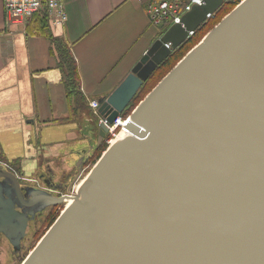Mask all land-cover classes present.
<instances>
[{
	"label": "water",
	"instance_id": "95a60500",
	"mask_svg": "<svg viewBox=\"0 0 264 264\" xmlns=\"http://www.w3.org/2000/svg\"><path fill=\"white\" fill-rule=\"evenodd\" d=\"M229 1L193 5L133 67L131 93L102 99L100 113L117 118ZM86 162L69 184L40 174L45 189L0 165V234L14 253L39 213L68 200L20 264H264V0H240L136 105L76 192H57Z\"/></svg>",
	"mask_w": 264,
	"mask_h": 264
},
{
	"label": "crops",
	"instance_id": "0c3cea01",
	"mask_svg": "<svg viewBox=\"0 0 264 264\" xmlns=\"http://www.w3.org/2000/svg\"><path fill=\"white\" fill-rule=\"evenodd\" d=\"M154 1L63 0L67 22L52 26L44 11L24 23H10L0 0L4 166L19 178L43 174L49 183H57L58 176L67 184L78 160L97 153L103 143L97 145L99 121L90 102L111 98L119 103L135 88L132 69L162 34L163 24L152 25L146 11ZM62 49L75 62V78Z\"/></svg>",
	"mask_w": 264,
	"mask_h": 264
},
{
	"label": "built area",
	"instance_id": "2783aa9c",
	"mask_svg": "<svg viewBox=\"0 0 264 264\" xmlns=\"http://www.w3.org/2000/svg\"><path fill=\"white\" fill-rule=\"evenodd\" d=\"M202 4L203 0H155L148 5L146 11L152 25L160 26L164 23H170L171 26L179 23L181 16L189 11L193 5ZM3 6L7 21L14 24L24 23L41 11L47 13L52 26H63L68 19L63 0H3ZM213 17L214 15L210 16V19ZM192 34L190 33V35ZM89 107L97 116L99 125L107 128L105 147L110 146L124 132V125L128 116L125 117V115L119 114L117 118L109 122L107 120L108 116L100 113V101L91 100ZM79 185L74 186L70 194H74ZM67 203V200H65L64 205Z\"/></svg>",
	"mask_w": 264,
	"mask_h": 264
},
{
	"label": "rangeland",
	"instance_id": "374dc122",
	"mask_svg": "<svg viewBox=\"0 0 264 264\" xmlns=\"http://www.w3.org/2000/svg\"><path fill=\"white\" fill-rule=\"evenodd\" d=\"M227 8L228 7H226V9ZM232 8H233V6L228 8V12ZM224 14H222V15H224ZM153 84H156V81H152L151 83H149V85L147 87H149ZM146 88L143 90L144 92H145ZM133 105H134V102L131 103V105L129 106V109L133 108L132 107ZM135 107H136V105H135ZM104 149H106V148H104ZM95 155H96V153L94 154V156L90 160H88L83 165L81 173L78 174V178L75 181V183L71 186V188L69 190H67V188H65L64 191L62 192V194H65V195L70 194L73 190V187L79 185V183H81L84 180V178L89 173L90 169H92V166L94 163H92L91 160H93ZM0 163H2V162H0ZM0 165H3V163ZM52 166H54V165H52ZM13 170H15V169H13ZM54 174L62 176L61 172L57 169L54 170ZM55 179L58 182L66 181V180L62 179L61 177L59 178L58 176H56ZM70 180H72V178ZM70 180L67 182V184H69ZM20 181H21V184H24V185L27 184V185H32V186L44 188V189L46 188V183L43 181V179H40L39 177L36 178V177H22L21 176ZM64 183H66V182H64ZM64 206H65L64 204L60 205V206H54V207L48 208L46 211H44L40 215H37L35 220L29 224V227L27 229V236L22 243V249L19 253H14L12 246L9 244V242L6 240V238L4 236L0 235V264H19V263H21L23 258L35 247L37 242L45 234V232L51 226L53 221L57 218V215H59L60 211L63 209Z\"/></svg>",
	"mask_w": 264,
	"mask_h": 264
},
{
	"label": "trees",
	"instance_id": "16d2710c",
	"mask_svg": "<svg viewBox=\"0 0 264 264\" xmlns=\"http://www.w3.org/2000/svg\"><path fill=\"white\" fill-rule=\"evenodd\" d=\"M240 0H236L235 2H232L228 4L225 7H222V11L218 12L212 19L207 21V24L204 25L201 29L197 30L196 33L185 43L174 49L170 55L155 69V71L150 75L148 80L142 84V87L136 94V96L132 99V102H134V105L132 106L133 108L127 110V112L124 114L125 117L129 116L131 111L135 108V105L138 104L139 101H141L144 96L161 80L162 77H164L167 72L169 73L170 69L180 60L182 57L193 47L195 46L196 43H198L203 36L208 33V31L218 22L221 21L222 17L228 12V8L231 6H235ZM226 7H228L226 9ZM225 13V14H224ZM224 14V15H222ZM222 15V16H221ZM221 16V17H220ZM170 26L169 23L163 24L161 26V33H163L168 27ZM66 61L68 70L71 72L72 76L74 78L76 77V67H75V62L73 61V58L69 54V52L66 49H62L61 53ZM152 81H156V84H153L149 87V83ZM147 87V88H146ZM146 88L145 92L143 91ZM131 102V103H132ZM106 144L103 142V144L99 147L95 157L93 158L92 163H95V161L100 157L102 154ZM1 235V234H0ZM20 264V263H19Z\"/></svg>",
	"mask_w": 264,
	"mask_h": 264
},
{
	"label": "flooded vegetation",
	"instance_id": "af4514ba",
	"mask_svg": "<svg viewBox=\"0 0 264 264\" xmlns=\"http://www.w3.org/2000/svg\"><path fill=\"white\" fill-rule=\"evenodd\" d=\"M236 0H231V1H229V2H227V3H225L224 5H223V7H225V6H227L228 4H230V3H232V2H235ZM221 9H222V7H221ZM20 183H21V181H20ZM51 185L53 184V183H50ZM22 185H24V184H22ZM25 185H27V184H25ZM53 186V185H52ZM58 186H60L61 187V185H58ZM64 189L65 188H63V189H56L57 190V192H59V193H62L63 191H64ZM58 194V193H57ZM51 208V207H50ZM48 209V208H47ZM47 209H45L44 211H46ZM43 211V212H44ZM42 212V213H43ZM41 213H39L38 215H40Z\"/></svg>",
	"mask_w": 264,
	"mask_h": 264
},
{
	"label": "bare ground",
	"instance_id": "6f19581e",
	"mask_svg": "<svg viewBox=\"0 0 264 264\" xmlns=\"http://www.w3.org/2000/svg\"><path fill=\"white\" fill-rule=\"evenodd\" d=\"M119 138V137H118ZM68 201V200H67Z\"/></svg>",
	"mask_w": 264,
	"mask_h": 264
}]
</instances>
